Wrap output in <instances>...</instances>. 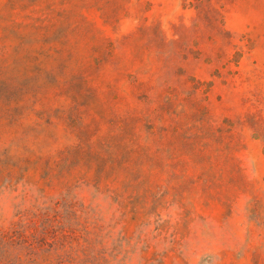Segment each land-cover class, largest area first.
Masks as SVG:
<instances>
[{"label": "rangeland", "instance_id": "rangeland-1", "mask_svg": "<svg viewBox=\"0 0 264 264\" xmlns=\"http://www.w3.org/2000/svg\"><path fill=\"white\" fill-rule=\"evenodd\" d=\"M0 264H264V0H0Z\"/></svg>", "mask_w": 264, "mask_h": 264}]
</instances>
